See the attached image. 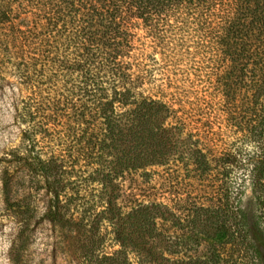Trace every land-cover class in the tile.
I'll list each match as a JSON object with an SVG mask.
<instances>
[{
    "label": "trees",
    "instance_id": "obj_1",
    "mask_svg": "<svg viewBox=\"0 0 264 264\" xmlns=\"http://www.w3.org/2000/svg\"><path fill=\"white\" fill-rule=\"evenodd\" d=\"M7 65L22 129L0 179L16 219L45 193L84 264H225L227 246L264 259V234L229 220L264 219V0H0ZM153 165L219 196L122 205Z\"/></svg>",
    "mask_w": 264,
    "mask_h": 264
},
{
    "label": "rangeland",
    "instance_id": "obj_2",
    "mask_svg": "<svg viewBox=\"0 0 264 264\" xmlns=\"http://www.w3.org/2000/svg\"><path fill=\"white\" fill-rule=\"evenodd\" d=\"M21 17L19 20H21ZM16 21V22H19ZM4 78V80H2ZM20 86L12 67L7 65L0 72V157L19 142L21 125L17 122V113L20 107ZM2 166V164H0ZM1 171V170H0ZM1 173V172H0ZM148 176L140 173L125 179L124 196L120 201L122 205H129L131 201L158 194L162 201L169 199L172 204L175 197L186 198V203L192 198L205 200L206 197L219 196L218 187H212L210 177H201L197 174H187L184 171L168 170L164 166L153 165L148 167ZM1 178V176H0ZM145 181V182H144ZM133 190L135 194L127 196ZM250 193L247 192L244 200ZM36 211L30 219H16L15 213L19 211L16 206H5L2 184L0 179V264H84V261L73 248V227L71 224L49 219L47 215L48 196L39 192L36 195ZM127 199V200H126ZM129 201V202H128ZM25 205V203H20ZM31 205V206H32ZM243 209L259 215L260 208L256 203H244ZM232 223L243 220L250 229V234H264V219H229ZM104 220L101 232L109 231L103 244L104 252L111 253L117 246L112 241L113 234ZM264 250V249H263ZM264 253V252H263ZM225 264H261L263 258H255L244 248L232 249L230 246L224 250Z\"/></svg>",
    "mask_w": 264,
    "mask_h": 264
}]
</instances>
